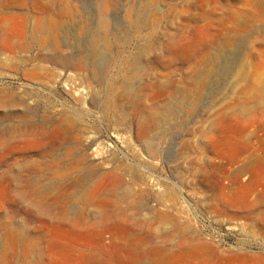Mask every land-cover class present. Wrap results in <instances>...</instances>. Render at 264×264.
<instances>
[{"label": "rangeland", "instance_id": "374dc122", "mask_svg": "<svg viewBox=\"0 0 264 264\" xmlns=\"http://www.w3.org/2000/svg\"><path fill=\"white\" fill-rule=\"evenodd\" d=\"M0 264H264V0H0Z\"/></svg>", "mask_w": 264, "mask_h": 264}, {"label": "bare ground", "instance_id": "6f19581e", "mask_svg": "<svg viewBox=\"0 0 264 264\" xmlns=\"http://www.w3.org/2000/svg\"><path fill=\"white\" fill-rule=\"evenodd\" d=\"M104 25V24H103ZM105 26V25H104ZM104 26H103V28H104ZM96 39V38H95ZM98 42V41H97ZM92 51H93V55H94V57H97L98 56V54H100L99 53V50H98V44L97 43H93V45H92ZM92 53V52H91ZM101 56V55H100ZM99 61H100V59H98ZM57 62V61H56ZM92 62V61H91ZM98 62V61H97ZM82 63V62H81ZM99 63H101V62H99ZM102 64V63H101ZM65 65V64H64ZM77 65V64H76ZM98 66L100 65V64H97ZM95 66V65H94ZM103 66V65H102ZM96 67V66H95ZM102 69V68H101ZM28 70V69H27ZM24 72V71H23ZM101 72V71H100ZM96 74V73H95ZM93 167V166H92ZM91 167V168H92Z\"/></svg>", "mask_w": 264, "mask_h": 264}]
</instances>
